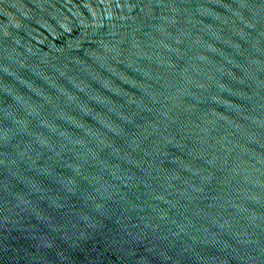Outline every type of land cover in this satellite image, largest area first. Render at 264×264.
Returning a JSON list of instances; mask_svg holds the SVG:
<instances>
[{
  "label": "water",
  "instance_id": "obj_1",
  "mask_svg": "<svg viewBox=\"0 0 264 264\" xmlns=\"http://www.w3.org/2000/svg\"><path fill=\"white\" fill-rule=\"evenodd\" d=\"M0 264H264V0H0Z\"/></svg>",
  "mask_w": 264,
  "mask_h": 264
}]
</instances>
